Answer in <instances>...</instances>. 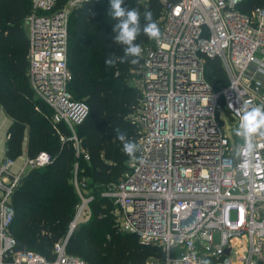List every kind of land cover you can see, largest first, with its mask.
<instances>
[{
    "label": "built area",
    "instance_id": "2783aa9c",
    "mask_svg": "<svg viewBox=\"0 0 264 264\" xmlns=\"http://www.w3.org/2000/svg\"><path fill=\"white\" fill-rule=\"evenodd\" d=\"M30 1L23 19L30 86L53 122L70 128L78 153L74 126L88 107L67 89L68 21L72 9L98 0ZM240 1L160 0L161 38L141 46L132 71L138 151L100 194L113 202L117 229L161 247L162 256L144 264H264V135H254L250 161L234 155L243 144L234 134L235 109L247 101L264 105V2L243 12ZM207 57L219 58L226 74L218 90L205 79ZM49 159L46 152L26 157L16 172L13 159L0 161V264H88L66 252L68 233L48 259L20 249L10 231L14 188L27 169ZM74 184L80 202L68 232L89 218L93 197L81 193L76 178Z\"/></svg>",
    "mask_w": 264,
    "mask_h": 264
},
{
    "label": "trees",
    "instance_id": "16d2710c",
    "mask_svg": "<svg viewBox=\"0 0 264 264\" xmlns=\"http://www.w3.org/2000/svg\"><path fill=\"white\" fill-rule=\"evenodd\" d=\"M263 2L241 0L237 8L249 12ZM122 6L139 7L142 14L151 10L158 24L160 0H124ZM30 10V0H0V108L11 119L3 159L15 160L24 151L29 158L46 152L50 159L27 169L13 190L12 235L25 250L51 259L53 244L68 233L80 202L76 178L81 193L93 197L88 202L89 218L78 222L67 238V253L88 264H144L149 257L162 256L160 246L140 242L136 235L117 229L113 202L100 194L118 180L130 159L115 130L126 132L134 141L137 136L131 114L139 91L127 80L138 64L105 65L110 55H123V46L113 43L116 21L110 17V0L85 3L69 15L67 65L72 79L67 89L88 107L85 118L74 126L78 153L70 128L63 121L53 122L52 109L36 97L29 84L23 19ZM151 41L142 34L136 43L142 46ZM204 76L215 90L227 83L217 57L206 58Z\"/></svg>",
    "mask_w": 264,
    "mask_h": 264
},
{
    "label": "clouds",
    "instance_id": "9594fccd",
    "mask_svg": "<svg viewBox=\"0 0 264 264\" xmlns=\"http://www.w3.org/2000/svg\"><path fill=\"white\" fill-rule=\"evenodd\" d=\"M124 0H110V17L116 23L113 26V43L123 46L122 56L110 55L105 59L107 67H114L117 63H130L136 65L142 56V47L136 43L140 35L148 37L150 40L159 41L161 30L157 22L153 19L151 10L141 13L139 7H124ZM143 15V23L141 22ZM230 108L233 106L230 104ZM240 117L238 126L234 129V134L240 137L243 144L234 155L243 157L245 161H250L255 146L252 143L254 135H264V105H253L251 101L242 104L235 109ZM116 138L122 143V151L130 158H134L138 151L137 143L127 137V133L116 129ZM243 166V165H242ZM201 264H211L210 260L204 259Z\"/></svg>",
    "mask_w": 264,
    "mask_h": 264
},
{
    "label": "crops",
    "instance_id": "0c3cea01",
    "mask_svg": "<svg viewBox=\"0 0 264 264\" xmlns=\"http://www.w3.org/2000/svg\"><path fill=\"white\" fill-rule=\"evenodd\" d=\"M11 123V119L5 114L2 108H0V161L3 160L4 157V145H5V139L7 137V130ZM25 147V143H24ZM25 151L22 155H20L18 158H16L11 166V170L16 172L23 160L26 158Z\"/></svg>",
    "mask_w": 264,
    "mask_h": 264
},
{
    "label": "rangeland",
    "instance_id": "374dc122",
    "mask_svg": "<svg viewBox=\"0 0 264 264\" xmlns=\"http://www.w3.org/2000/svg\"><path fill=\"white\" fill-rule=\"evenodd\" d=\"M132 75H131V77L127 80V82L129 83V84H132V83H134L135 82V79H136V76L134 75V72H132L131 73ZM27 76H28V80H29V75H28V67H27ZM29 84H30V82H29ZM37 97V96H36ZM47 104V103H46ZM48 105V104H47ZM49 106V105H48ZM50 107V106H49ZM225 120H226V124H228L229 123V121H228V118L226 117L225 118ZM225 131H227V128H225ZM214 239L216 240L217 239V234H214Z\"/></svg>",
    "mask_w": 264,
    "mask_h": 264
},
{
    "label": "water",
    "instance_id": "95a60500",
    "mask_svg": "<svg viewBox=\"0 0 264 264\" xmlns=\"http://www.w3.org/2000/svg\"><path fill=\"white\" fill-rule=\"evenodd\" d=\"M71 231H72V229L68 232V236H69V234L71 233ZM18 247H19L20 249H24L23 245H22L21 243H19V242H18Z\"/></svg>",
    "mask_w": 264,
    "mask_h": 264
}]
</instances>
